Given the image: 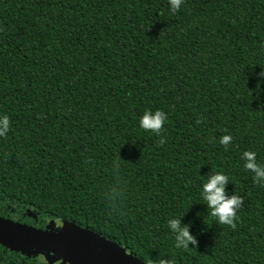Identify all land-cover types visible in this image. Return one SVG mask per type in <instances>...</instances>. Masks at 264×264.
Returning <instances> with one entry per match:
<instances>
[{"label":"trees","instance_id":"obj_1","mask_svg":"<svg viewBox=\"0 0 264 264\" xmlns=\"http://www.w3.org/2000/svg\"><path fill=\"white\" fill-rule=\"evenodd\" d=\"M261 71L264 0H0V216L77 224L145 264H264V180L243 158L264 165ZM157 109L160 136L139 124ZM217 172L243 198L235 229L202 199ZM177 217L196 248L175 246ZM46 257L0 244V264Z\"/></svg>","mask_w":264,"mask_h":264},{"label":"water","instance_id":"obj_2","mask_svg":"<svg viewBox=\"0 0 264 264\" xmlns=\"http://www.w3.org/2000/svg\"><path fill=\"white\" fill-rule=\"evenodd\" d=\"M0 244L42 258L52 254L60 264H145L112 240L70 222L37 228L0 216Z\"/></svg>","mask_w":264,"mask_h":264},{"label":"clouds","instance_id":"obj_3","mask_svg":"<svg viewBox=\"0 0 264 264\" xmlns=\"http://www.w3.org/2000/svg\"><path fill=\"white\" fill-rule=\"evenodd\" d=\"M184 0H169L170 10L176 13L180 10ZM261 76H264V71H261ZM168 119L167 114L157 109L156 111L146 110L140 118V127L144 131L160 136L164 129V123ZM11 121L7 115L0 117V137L7 135L10 130ZM227 149L232 142L231 135H223L219 141ZM160 144L165 143L163 137L159 140ZM245 159L244 168L253 173V179L257 184H261L264 180V165H261L256 160V153L253 151H245L243 153ZM229 183V178L226 174L217 172L211 175L207 182L203 184L202 199L206 204L209 214L216 219L219 225H228L236 228L237 211L243 204V198L235 194L229 195L226 190V185ZM168 227L175 236V246L177 248L188 249L189 245L197 247L196 237L189 231V226L181 223L180 217L172 218L168 221ZM150 264V262H149ZM159 264H171L170 261L161 259Z\"/></svg>","mask_w":264,"mask_h":264},{"label":"rangeland","instance_id":"obj_4","mask_svg":"<svg viewBox=\"0 0 264 264\" xmlns=\"http://www.w3.org/2000/svg\"><path fill=\"white\" fill-rule=\"evenodd\" d=\"M60 225V224H59Z\"/></svg>","mask_w":264,"mask_h":264}]
</instances>
